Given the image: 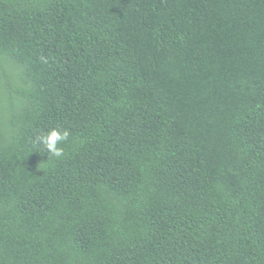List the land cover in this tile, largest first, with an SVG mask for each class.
Listing matches in <instances>:
<instances>
[{"label": "trees", "instance_id": "16d2710c", "mask_svg": "<svg viewBox=\"0 0 264 264\" xmlns=\"http://www.w3.org/2000/svg\"><path fill=\"white\" fill-rule=\"evenodd\" d=\"M0 264H264V0H0Z\"/></svg>", "mask_w": 264, "mask_h": 264}, {"label": "clouds", "instance_id": "9594fccd", "mask_svg": "<svg viewBox=\"0 0 264 264\" xmlns=\"http://www.w3.org/2000/svg\"><path fill=\"white\" fill-rule=\"evenodd\" d=\"M69 137L68 130H61L53 127L47 132L37 137V142L44 145L46 152L53 157L60 158L64 155V150L60 145Z\"/></svg>", "mask_w": 264, "mask_h": 264}]
</instances>
